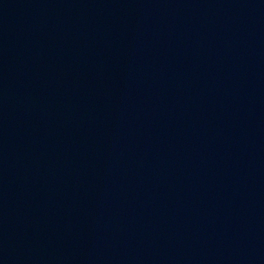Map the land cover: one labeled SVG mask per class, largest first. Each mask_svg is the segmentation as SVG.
<instances>
[{
  "label": "water",
  "instance_id": "1",
  "mask_svg": "<svg viewBox=\"0 0 264 264\" xmlns=\"http://www.w3.org/2000/svg\"><path fill=\"white\" fill-rule=\"evenodd\" d=\"M0 264H264V0H0Z\"/></svg>",
  "mask_w": 264,
  "mask_h": 264
}]
</instances>
